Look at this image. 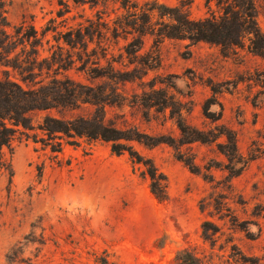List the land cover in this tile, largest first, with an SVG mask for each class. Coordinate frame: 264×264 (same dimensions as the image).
I'll use <instances>...</instances> for the list:
<instances>
[{
  "label": "rangeland",
  "instance_id": "374dc122",
  "mask_svg": "<svg viewBox=\"0 0 264 264\" xmlns=\"http://www.w3.org/2000/svg\"><path fill=\"white\" fill-rule=\"evenodd\" d=\"M156 1L185 5L194 19L220 13L215 1ZM255 3L264 34V0ZM123 12L115 0L6 3L12 26L39 32L38 55L30 54L36 81L69 78L102 97L35 112L33 124L100 108L110 124L161 138L130 145L165 176V197L154 194L143 162L108 142L83 138L53 153L24 140L0 154V264H180L184 252L202 264H264V56L248 38L225 55L214 44L146 35L131 58L124 46L132 36H113ZM80 25H99L102 36L69 46L64 35ZM179 115L207 142L183 144Z\"/></svg>",
  "mask_w": 264,
  "mask_h": 264
},
{
  "label": "trees",
  "instance_id": "16d2710c",
  "mask_svg": "<svg viewBox=\"0 0 264 264\" xmlns=\"http://www.w3.org/2000/svg\"><path fill=\"white\" fill-rule=\"evenodd\" d=\"M99 1L76 0L77 3L96 4ZM115 1L120 3V8L124 12L114 22L113 36L115 38H120L121 35L132 36L131 40L125 38L127 44L124 46L125 53L131 58L139 57V52L144 47L143 37L146 35L156 37L157 42L168 38L188 40L193 44L200 42L214 44L220 47L225 55L244 47L245 39L248 38L252 52L264 56V34L256 20L255 0H208L209 3L216 2L220 13L219 15L212 13L201 19L192 18L185 5L168 6L156 0ZM6 3L7 0H0V65L5 68L2 70L3 77H0V154L4 149L13 154L16 145L24 140L41 142L53 153H60L64 142L78 145L79 140L83 138L102 140L111 144L112 152L116 155L129 152L132 159L138 163L143 162L153 181L154 194L163 199L165 189L161 184L166 180L165 176L158 173L151 160L144 161L130 145L138 142L154 147L166 143L161 138L148 136L136 128L124 129L110 124L100 108L89 117L66 119L45 116L37 126L33 124L31 115L35 112L49 110L67 112L78 109L80 104L98 105L97 101H102V97L93 93L95 92L93 88H86L69 78L36 81L34 77L38 74L34 72V65L37 64L38 58L34 60L30 54L33 52L38 55L39 32L26 22L12 26L6 15ZM73 31H76V39L73 37ZM96 34L102 36L99 25L90 27L80 25L76 30L67 32L64 41L74 48L78 44L84 48V44H87L89 39L93 40ZM28 46L31 47L30 50ZM21 54L28 56L23 64L19 60ZM12 72L16 74L13 76ZM166 105L165 108L169 107V104ZM177 120L185 138L183 144L193 141L207 142L200 131L183 121L182 116L179 115ZM233 145L236 148L235 140ZM7 164L12 170L11 163ZM187 165L192 164L187 162ZM178 261L180 264H202L189 252L180 254Z\"/></svg>",
  "mask_w": 264,
  "mask_h": 264
}]
</instances>
